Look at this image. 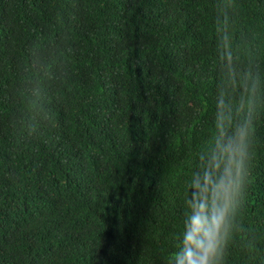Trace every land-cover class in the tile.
Instances as JSON below:
<instances>
[{"label":"trees","instance_id":"16d2710c","mask_svg":"<svg viewBox=\"0 0 264 264\" xmlns=\"http://www.w3.org/2000/svg\"><path fill=\"white\" fill-rule=\"evenodd\" d=\"M221 121L222 264H264V0H0V264H171Z\"/></svg>","mask_w":264,"mask_h":264},{"label":"clouds","instance_id":"9594fccd","mask_svg":"<svg viewBox=\"0 0 264 264\" xmlns=\"http://www.w3.org/2000/svg\"><path fill=\"white\" fill-rule=\"evenodd\" d=\"M247 136L245 125L221 121L198 153L171 264H222L231 213L247 172Z\"/></svg>","mask_w":264,"mask_h":264}]
</instances>
